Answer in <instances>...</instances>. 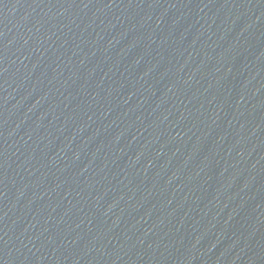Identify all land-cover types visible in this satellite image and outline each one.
I'll return each instance as SVG.
<instances>
[{"label": "water", "instance_id": "obj_1", "mask_svg": "<svg viewBox=\"0 0 264 264\" xmlns=\"http://www.w3.org/2000/svg\"><path fill=\"white\" fill-rule=\"evenodd\" d=\"M0 264H264V0H0Z\"/></svg>", "mask_w": 264, "mask_h": 264}]
</instances>
